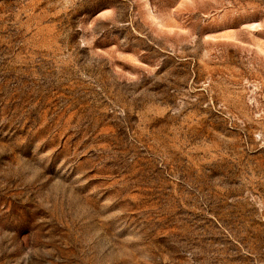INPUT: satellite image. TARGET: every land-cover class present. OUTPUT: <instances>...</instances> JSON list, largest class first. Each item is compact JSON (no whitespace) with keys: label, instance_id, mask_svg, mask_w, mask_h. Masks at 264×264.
Here are the masks:
<instances>
[{"label":"rangeland","instance_id":"rangeland-1","mask_svg":"<svg viewBox=\"0 0 264 264\" xmlns=\"http://www.w3.org/2000/svg\"><path fill=\"white\" fill-rule=\"evenodd\" d=\"M0 264H264V0H0Z\"/></svg>","mask_w":264,"mask_h":264}]
</instances>
